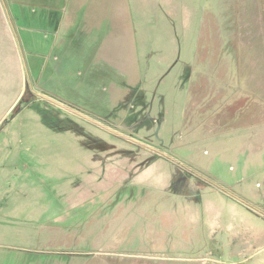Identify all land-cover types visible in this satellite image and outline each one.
Listing matches in <instances>:
<instances>
[{
  "label": "rangeland",
  "instance_id": "obj_1",
  "mask_svg": "<svg viewBox=\"0 0 264 264\" xmlns=\"http://www.w3.org/2000/svg\"><path fill=\"white\" fill-rule=\"evenodd\" d=\"M113 1L109 9L84 8L81 23L70 30L80 27L82 33L67 66L53 71L63 56L52 54L55 21L43 23L44 9L35 7L39 0H2L15 28L25 83L18 92L17 72L4 47L9 41L0 34V264H58L69 255L85 259L114 253L109 242L118 221L108 205L125 195L132 201L120 200L124 208L147 207L165 188L157 172H169L172 165L202 173L212 186L229 187L242 174L252 175L255 191L264 188V144L248 129L234 132L238 123L234 127L229 120L216 128L201 117L186 120L187 99L199 81L196 71L188 74L180 62L177 70L155 66L158 57L172 51L178 52L174 60L201 64L197 49L213 54L214 46L223 47L234 54L233 64H227L237 76L228 79L229 97L235 87L252 85L250 70L236 74L234 68L243 64L239 53L253 48L259 53L260 85L264 0H144L143 9L135 1L129 9L123 0ZM106 11L108 18H100ZM5 26L0 18L2 32ZM31 26L36 28L27 30ZM62 36L57 37L61 46L72 43ZM32 64L31 80L42 73L36 83L40 93L65 105L40 97L29 101L34 95L26 77ZM193 128L202 134L220 131L221 143L187 136ZM151 164L152 174L139 180V171ZM114 251L123 256L131 249Z\"/></svg>",
  "mask_w": 264,
  "mask_h": 264
},
{
  "label": "crops",
  "instance_id": "obj_2",
  "mask_svg": "<svg viewBox=\"0 0 264 264\" xmlns=\"http://www.w3.org/2000/svg\"><path fill=\"white\" fill-rule=\"evenodd\" d=\"M123 1L127 9L132 6V1H135L134 6L138 8L143 9L146 7L144 0L143 2L141 0ZM113 2V0H39L35 7L41 6L44 9L45 13H42L43 23L55 21V30L52 32L55 39L51 43L53 57L55 58L56 54L63 53L58 62L55 60L53 71L67 66V55L71 54L73 42L79 39L78 34L82 33L80 27L71 34L70 30L74 25L81 23L85 15L83 13L85 7L109 9L113 6ZM0 8L4 10V16L0 17L2 24H6L4 27L6 30H3V32L0 30V34H6L3 38L9 41V44L4 45V47L7 56L12 57V63L9 59L7 61L13 64L15 72H17L19 92L25 83V79L23 80L25 68L15 38L14 25L2 0L0 1ZM108 14L109 11L101 13L100 18L103 16L108 18ZM58 16H60V19H58ZM33 28L36 27H27V30ZM60 34L63 35L61 40H72V43L67 47L61 46L57 40ZM203 38L205 42L207 39L205 36ZM30 39L33 38L30 37ZM218 44L221 47V43ZM213 48V54L209 48L197 49L201 64L194 65L196 61H193V65H187L185 61H180V57L174 60L178 56V52L172 51L168 54L164 53L165 56L158 57L155 66H172L170 69L176 66L175 70H177L179 68L177 65L180 62L185 68H189V72L186 69L184 70L185 73L188 72L189 74L190 71H193L192 73H194V70L196 71V78L199 81L194 84L191 83L194 90L191 98L187 99L189 106L186 109L188 113L185 115L186 120L200 119L201 117L208 121L206 126L211 125L215 128L221 125L226 127L229 120L232 121L234 127L238 123V128L234 132L240 128L248 129L256 142L260 141L264 144V71L263 76L260 77V85L255 74V71H258L260 67L257 60L259 53L253 48L249 49V52L241 51L242 54L239 53L238 56H241V58H238V60L240 62L242 59L243 64H238V68L236 64L234 72L237 74L239 71L245 73L250 70L252 80L250 84L252 85L248 88L235 87L236 91H232L227 97L228 79L237 77L232 76L230 65L227 64L228 62L233 64L234 54H227L226 49H223V47L219 49L214 46ZM60 49L64 51L59 52ZM221 52H224L222 57L211 61L212 55L220 56ZM228 57L230 58L228 59ZM138 61L139 59L137 63ZM150 61L152 60L150 59ZM69 62H71V59ZM198 62L199 60H197ZM34 66V64L30 66L26 77V87L27 89L30 88L29 91L34 95L32 101L40 97L47 103L49 101V103L55 105H65L52 95L42 91L40 93L36 83L42 75L41 70H39V77L35 81L31 80V74L29 73ZM261 70H264V66ZM255 80L256 87L253 86ZM258 92L259 94H257ZM241 93H244L246 97L236 98ZM228 98L232 101L228 102ZM30 104L31 102L28 106ZM239 120L243 121L237 122ZM189 127L191 128V126ZM222 132L225 135V131ZM188 135L204 136L197 139L198 142L213 145L221 143L218 140L220 131L214 129L202 134L193 128L189 129ZM159 164L164 166V163ZM152 165H147L139 171V173H142L139 180L152 174ZM171 168L169 172H157L158 178L156 180L159 185L165 188L157 193L159 196H156L155 200L147 207H128L127 205L124 208L120 200L123 203L126 200H128V203L132 201L125 195L123 197L119 196L110 202L108 209L116 215L118 221V224L112 229L114 240L111 239L109 242L114 253L85 259L69 255L59 258L56 263L229 264L241 261L245 264H264V188L260 191L254 190L249 181V177L252 175L243 176L241 174L235 184L229 187L212 186L203 180L202 173H195L192 170L184 171L180 165H172ZM215 180L217 179L214 178ZM120 232H122L121 235ZM120 248H129L131 252L128 251V254L123 256L114 255L116 254L114 250Z\"/></svg>",
  "mask_w": 264,
  "mask_h": 264
},
{
  "label": "built area",
  "instance_id": "obj_3",
  "mask_svg": "<svg viewBox=\"0 0 264 264\" xmlns=\"http://www.w3.org/2000/svg\"><path fill=\"white\" fill-rule=\"evenodd\" d=\"M229 264H245L244 262H234V263H229Z\"/></svg>",
  "mask_w": 264,
  "mask_h": 264
},
{
  "label": "flooded vegetation",
  "instance_id": "obj_4",
  "mask_svg": "<svg viewBox=\"0 0 264 264\" xmlns=\"http://www.w3.org/2000/svg\"><path fill=\"white\" fill-rule=\"evenodd\" d=\"M31 99H33L32 97L29 99V101L31 100Z\"/></svg>",
  "mask_w": 264,
  "mask_h": 264
}]
</instances>
